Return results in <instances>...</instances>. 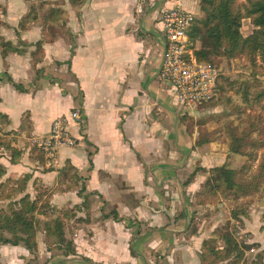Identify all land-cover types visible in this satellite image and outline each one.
<instances>
[{
    "label": "crops",
    "instance_id": "1",
    "mask_svg": "<svg viewBox=\"0 0 264 264\" xmlns=\"http://www.w3.org/2000/svg\"><path fill=\"white\" fill-rule=\"evenodd\" d=\"M198 2L64 0L50 5L64 12L63 32L45 42L38 17L20 27L31 0H0V36L19 50L0 49V138L20 151L11 163L0 148V183L15 189L28 175L12 201L46 188L52 208L76 207L74 253L48 251L40 233L34 257L0 244V264H200L217 219L201 215L194 196L221 152L197 146L202 126L189 121L202 110L178 104L158 80L163 12L180 4L195 17ZM74 108L85 119L70 129L77 146L48 159L36 141Z\"/></svg>",
    "mask_w": 264,
    "mask_h": 264
},
{
    "label": "rangeland",
    "instance_id": "2",
    "mask_svg": "<svg viewBox=\"0 0 264 264\" xmlns=\"http://www.w3.org/2000/svg\"><path fill=\"white\" fill-rule=\"evenodd\" d=\"M245 1L237 0L240 4H244ZM61 2H64V0H31L29 12L31 11L32 14H35L39 18L37 22L42 24L43 20L41 19L43 16H46L48 19H51L53 16L50 5H60ZM205 16L206 14L199 10L195 19H204ZM61 19L62 21L64 20V14ZM49 29H54V27L50 25ZM63 29L64 27L59 29L55 25V29L52 32H63ZM252 29L253 26L248 19L241 21L240 33L243 37L250 35ZM207 48L206 41L202 38L194 41L191 47L194 51L206 50ZM206 63L214 65L219 71V76L215 82L212 99L207 103L198 105L199 109L202 110L201 115L197 121H189V126L191 128L195 124L200 127L202 126L199 128L201 129L199 134L200 140L203 141V144L210 145L211 143L214 147L219 148L221 156L219 157L220 159H217L218 161L214 160L215 164H220L208 169V180L202 187L204 188V186L211 184L212 175L210 170L222 165L237 170L238 177L249 181L264 168V109L261 107L264 102V63L260 60L259 56L256 57L254 62H249L248 59L241 56L234 58L219 56L214 57ZM243 91H248V101L243 100ZM254 95H258V98L253 99ZM233 136L242 138L243 146L241 150L246 151L247 154L242 155L232 152L231 141H233ZM259 144L262 145L260 148H253ZM214 151L217 150L214 149ZM227 152L229 154L226 155ZM197 170L204 169L200 168ZM255 178L259 185L258 190L249 194V196L233 198L228 196V192H224L202 204H198L199 201H204L202 196L198 197L201 189L194 196L196 204L202 209L201 215H205L207 218L212 215L217 219L216 234L210 239L213 240L214 247L220 248L222 246V234L230 232L238 245L244 249V258L247 264L252 263L256 253L264 251V177L261 180H259V176ZM17 180L15 182L16 185H18ZM1 185L4 186L3 194L9 193L11 197L16 196L15 190L17 187L12 189L6 187L4 183H1ZM40 192L46 195L51 194L49 189L41 188L37 189L34 198L30 199H36ZM201 195L205 196L204 192H201ZM6 201L8 199L0 198V209L4 210L7 208L10 201ZM90 204H88L87 209H89ZM75 209V206L72 209L52 208L48 216L39 215L37 217L38 225L35 233L36 249L37 237L41 233L43 234V241L48 251L64 253L63 249H58L59 245L54 244L56 238H47L45 236L44 223L55 218H60L63 222L64 238L69 241V231L73 225L72 221L75 217ZM234 212L237 213L236 218L233 216ZM63 213L66 216H63ZM36 249L33 253H30L33 257L35 256ZM217 264H227V261Z\"/></svg>",
    "mask_w": 264,
    "mask_h": 264
},
{
    "label": "trees",
    "instance_id": "3",
    "mask_svg": "<svg viewBox=\"0 0 264 264\" xmlns=\"http://www.w3.org/2000/svg\"><path fill=\"white\" fill-rule=\"evenodd\" d=\"M77 1V0H76ZM73 5L75 1H71ZM199 10L206 14L204 19L196 20L192 23L187 31L189 48L192 47L194 41L202 38L206 41L208 48L206 50L193 51V56L198 62H207L214 57H244L249 62H254L257 56L264 63V0H246L244 4H240L237 0H199ZM3 10V9H2ZM53 16L51 19L43 16L42 32L43 41L49 42L54 38L55 25L61 27V17L63 11L60 9H51ZM37 17L31 11L23 17L20 27L24 24L35 20ZM248 19L253 26L250 35L243 37L240 33L241 21ZM0 25L3 23L0 21ZM54 29H49V26ZM41 43L37 42L36 46L39 49ZM0 49L3 57L8 52H17L10 43L6 42L0 36ZM38 53H35V55ZM254 64V63H253ZM248 91L242 92L244 101H248ZM258 95H254L253 99H257ZM264 109V102L261 106ZM4 120V116H0V121ZM200 134V133H199ZM231 148L233 153L247 154L242 151V138L232 137ZM197 146H201L203 141L198 136ZM259 144L253 148H260ZM0 148L10 153L9 161L15 163L20 155V151L10 145V141L0 138ZM40 157H42L40 155ZM212 175L211 184L202 187L198 193V197L202 196L204 201H199L198 204L206 203V201L215 198L219 194L228 192L233 198L249 196V194L258 190L257 179L264 177V168L251 180H243L238 177L237 170L230 169L226 165L215 167L210 170ZM5 174L3 167L0 166V179ZM29 179L28 175H24L17 180L16 193L24 191L26 183ZM4 186L0 183V198L10 200L7 208L0 209V244L21 245L24 246L30 253L36 249L35 233L38 225V216H48L52 210L50 205V194L39 193L36 199H30L27 194L21 196L18 200L12 201L13 196L5 193ZM79 192V195H83ZM201 192L205 196L201 195ZM85 204L87 207L90 204L84 195ZM200 200V199H199ZM41 204V205H40ZM45 209V210H44ZM48 211V212H47ZM47 212V213H46ZM63 216H66L63 213ZM106 216V215H105ZM236 218L237 213H233ZM116 218V215L113 214ZM45 236L56 238L54 244L59 245L58 249H63V254L74 253L72 242L67 241L63 234V222L60 218L44 223ZM222 246L220 248L214 247L213 240H207L202 243L201 249L198 252L200 264H217L219 262L227 261V264H247L244 258V249L238 245L230 232H225L221 236ZM48 246V245H47ZM250 264H264V251L256 253L254 259Z\"/></svg>",
    "mask_w": 264,
    "mask_h": 264
},
{
    "label": "built area",
    "instance_id": "4",
    "mask_svg": "<svg viewBox=\"0 0 264 264\" xmlns=\"http://www.w3.org/2000/svg\"><path fill=\"white\" fill-rule=\"evenodd\" d=\"M194 21V15L180 4L162 14L164 49L158 80L174 88L176 101L183 107L209 102L219 76L214 65L196 61L189 48L187 31ZM84 125V116L74 108L68 115L56 117L51 122L48 134L36 141L37 148L52 160L59 148L77 146L78 139L70 129L74 126L79 129Z\"/></svg>",
    "mask_w": 264,
    "mask_h": 264
}]
</instances>
